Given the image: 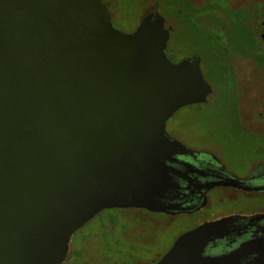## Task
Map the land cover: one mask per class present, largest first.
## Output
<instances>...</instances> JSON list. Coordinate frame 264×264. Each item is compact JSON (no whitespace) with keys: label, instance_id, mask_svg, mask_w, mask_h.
I'll return each mask as SVG.
<instances>
[{"label":"water","instance_id":"water-1","mask_svg":"<svg viewBox=\"0 0 264 264\" xmlns=\"http://www.w3.org/2000/svg\"><path fill=\"white\" fill-rule=\"evenodd\" d=\"M168 38L157 13L117 30L102 0H0V264H62L103 210L165 212L166 162L187 150L166 122L212 92L197 58H166ZM227 222L155 264H239L248 244L204 255Z\"/></svg>","mask_w":264,"mask_h":264},{"label":"flooded vegetation","instance_id":"flooded-vegetation-1","mask_svg":"<svg viewBox=\"0 0 264 264\" xmlns=\"http://www.w3.org/2000/svg\"><path fill=\"white\" fill-rule=\"evenodd\" d=\"M139 2L144 4V9L138 25L150 13H157L162 18L164 17L161 11L166 10L170 13L169 18L166 20L164 18L165 27L169 30L164 54L172 64L197 58L201 73V66L203 64L206 66V61L207 65H211L212 72L216 70L223 80L224 78L228 80L230 88L235 90V113L232 115L235 124L234 129L220 140L225 148L223 152L205 145L189 146L167 132L169 138L179 141L187 150L184 154L174 155L172 161L166 162L172 186L160 198L165 212H149L144 209L115 210L136 213L145 222L151 220L146 222L147 224L155 223L157 217L169 221L174 219L184 221L186 226L175 240L201 224L227 218L228 222L222 231L223 238L210 243L204 255L224 256L248 244L249 251L240 259L239 264H253L256 261L263 264L264 98L258 97L259 105L253 100L246 102L242 98L240 75H247L251 71L254 73L253 79L264 83V0H139ZM178 23L186 37L190 36L189 32L195 35V41L198 36H204L206 41L203 45L208 47V53L197 48L191 54L177 55L172 47ZM210 87L212 90L211 85ZM199 105L187 107L198 109ZM97 226L100 231L99 223ZM107 230V238L102 240L103 250L99 257L103 259L102 262L138 263L134 259L141 248H137L132 241L135 233L127 229L122 232L120 238H116L113 227L108 226ZM97 235L101 238L100 233ZM72 237L67 255L71 252ZM118 241L123 245L122 250L117 246ZM109 246L116 247L120 253L116 250L111 252ZM170 247L162 255L143 264L157 263ZM115 255L117 261L114 259Z\"/></svg>","mask_w":264,"mask_h":264},{"label":"rangeland","instance_id":"rangeland-1","mask_svg":"<svg viewBox=\"0 0 264 264\" xmlns=\"http://www.w3.org/2000/svg\"><path fill=\"white\" fill-rule=\"evenodd\" d=\"M112 1V5L106 1L105 3L112 16L113 26L124 33L133 31L138 25L144 4L137 3L135 0ZM160 13L165 20L170 17V13L166 10ZM175 32L173 35L174 47L172 49L177 55L191 54L197 48L208 53V47L195 41V35L191 32H189V37L184 35L183 28H181L179 23ZM170 44H172V39ZM205 63L206 66L203 64L201 70L205 80L212 86L213 90L207 103L200 105L199 109L196 107L181 108L167 121L165 129L169 134L189 146L199 147L205 145L223 152L225 148L220 140L234 129L233 126L235 124L232 119V115L235 113V90L230 88L227 79L225 80L224 78L223 80L216 70L214 72L211 71V65H207L206 61ZM252 76H254V73H251V71L247 75H240L242 98L246 102L253 100L259 105L260 100L258 97L264 98V83L261 80L253 79ZM158 218L155 223L147 224L146 222L151 220L145 222L140 215H136L133 212L130 213L128 211L119 215L121 226H127L132 233H135L132 236V241L137 248H141L138 255H136V259H134L138 263L134 262L131 264H143L162 255L186 226L184 221L177 219L169 221L168 219ZM97 224V219L90 221L80 229L72 240L70 250L78 254L74 256V260L71 258L72 262L76 264H104L107 262H102L103 259L99 258L102 251L93 242L94 240L100 245L102 242V239L97 235V233L99 234ZM114 232L116 238L121 237L122 231L120 232L117 229ZM89 234H92L89 241L82 240L83 236ZM114 259L117 261V255L114 256Z\"/></svg>","mask_w":264,"mask_h":264},{"label":"trees","instance_id":"trees-1","mask_svg":"<svg viewBox=\"0 0 264 264\" xmlns=\"http://www.w3.org/2000/svg\"><path fill=\"white\" fill-rule=\"evenodd\" d=\"M103 2H108V3H110V5H112V3H113V1L112 0H102ZM137 3H140L139 2V0H135ZM140 18V17H139ZM206 41V38L204 37V36H198V38H197V42H199V43H204ZM201 106L199 105L198 106V109L200 108ZM126 212H128V211H124V210H115V209H113V210H105V211H102L99 215H97L94 219H97V223H99V225H100V231H99V233H100V236H101V238L100 239H104V238H107L106 237V235H107V233H108V230H107V228H108V226H110V227H113V229H114V231L115 230H117V229H119L120 230V232L122 231V232H124V231H126L128 228H127V226H121V224H120V219H119V215L120 214H123V213H126ZM93 219V220H94ZM80 231V230H79ZM79 231H77L74 235H73V237H72V239H71V242H72V240L74 239V237L78 234V232ZM122 232H121V234H122ZM115 233V232H114ZM103 234V235H102ZM91 234H89V235H85V236H83V238H82V240H84V241H89L90 239H91ZM93 242L95 243V245L97 246V247H100L99 248V250H103V248L101 247L102 245H103V243L101 242V245L99 244H97L94 240H93ZM89 243V242H88ZM121 243V242H120ZM119 243V241L117 242V246H119V247H121L120 248V250H122L123 249V247H122V244H120ZM109 248H111L110 246H109ZM115 250H116V247H114V246H112V248H111V252H115ZM120 250H116L117 252H119L120 253ZM71 251V250H70ZM118 253V254H119ZM78 254H77V252H70L68 255H67V257H66V259H65V262L64 263H62V264H76V263H74V262H72V260H71V258L74 260V256H77ZM121 255V254H120ZM75 259H77V258H75Z\"/></svg>","mask_w":264,"mask_h":264}]
</instances>
